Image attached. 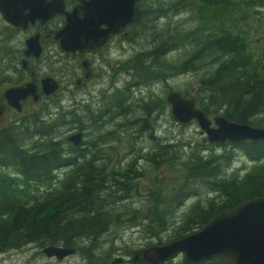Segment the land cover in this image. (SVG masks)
Segmentation results:
<instances>
[{
  "label": "trees",
  "instance_id": "trees-1",
  "mask_svg": "<svg viewBox=\"0 0 264 264\" xmlns=\"http://www.w3.org/2000/svg\"><path fill=\"white\" fill-rule=\"evenodd\" d=\"M64 2L68 10L75 5L74 0ZM177 2L182 7L173 9L168 5L172 12L165 19L169 8L164 7L162 0L137 1L134 22L127 29L129 38L119 37L118 41L132 44L138 39L143 44L140 50L136 48L130 68L126 65L115 72L131 76L130 83H125L122 89H114L116 92L108 95L105 102L99 104L91 99L89 104L82 105L69 96L72 105L63 109L56 96L58 89L48 97L42 96L40 102L43 103L33 105L28 113L11 114L7 128L0 132L1 254L16 253L31 245L41 248L60 246L78 251L81 259H99L94 248L118 219L115 210L119 208L112 204L125 199L122 195H114L138 191L137 182L143 178V172L133 167L119 171L122 157L117 159L116 148L104 146L113 142L120 144V137L126 135L129 126L136 132V138L147 137L160 147L154 127L148 122L151 115L157 117L159 103H154L151 94L135 99L131 90L150 80L164 79L167 76L162 73L164 71H174L170 74L172 77L190 78L191 89L181 94L193 99L196 107L209 119L221 115L236 124L264 129V46L253 41L251 36V33L257 35L262 28L259 23L264 15V0ZM184 4L186 8H183ZM189 11L195 26L191 40L185 43L184 60L175 61L174 66L164 57L177 52L183 41L180 31L177 38L170 35L169 29L176 26L170 22V16H185L186 19ZM249 19L251 22L257 20L255 29L249 25ZM160 21L170 22H166L161 32L156 30ZM37 25L28 31L37 32ZM6 29L9 35L3 41L5 44L10 35L20 33L8 26ZM54 30L48 26L42 29L44 35L51 36L56 32ZM144 41L149 44L147 47ZM53 43L49 38L43 45ZM151 43L156 44L151 46ZM0 50L6 55L2 61L8 62L6 69L0 68V86L30 78L27 71L25 76L19 72L22 60L20 64L17 60L24 56L23 53L16 51V55L11 50L13 54H10L7 46H1ZM65 56L70 58L71 64L60 70L77 71L78 60ZM31 67L33 70V65ZM33 75L35 79L34 70ZM46 102L54 104L55 113L50 112ZM135 112L138 115L133 118ZM103 125H108L107 131L100 135ZM70 131L83 134L79 146L75 147L63 136L64 132ZM90 133H98L94 142L87 139ZM134 140L131 139L132 144ZM203 142L205 144L197 146L184 164L183 180L173 196L167 198L170 203L144 216L150 225L159 224L174 233L171 241L199 231L221 212H230L246 201L264 197L263 141L217 145L218 152H214V146L207 138ZM144 150V147L138 149L139 159L145 158ZM160 152L152 154L156 157V161L152 159L153 163L157 164L160 154L166 156L165 152ZM238 152L254 163L246 172L243 168L231 170ZM240 173L243 175L239 178L236 175ZM204 195L206 200L202 203L200 200ZM195 198L199 200L186 208L185 204ZM181 208L183 213L177 217ZM204 264L228 263L215 257Z\"/></svg>",
  "mask_w": 264,
  "mask_h": 264
},
{
  "label": "rangeland",
  "instance_id": "rangeland-1",
  "mask_svg": "<svg viewBox=\"0 0 264 264\" xmlns=\"http://www.w3.org/2000/svg\"><path fill=\"white\" fill-rule=\"evenodd\" d=\"M177 1L178 0H162L164 7L167 9L169 8L168 5L173 6V9L181 8L182 6L180 5V2ZM183 8H186V4L183 5ZM171 12L172 10L169 8V14L165 19L171 15ZM263 17L264 15L261 16L262 23L260 22L259 25H262V28L259 30L258 34H255L254 36L251 33L253 41H258L261 46H264ZM191 18L192 14L190 11L187 12L186 19L185 16H175L172 18L170 16V22L175 23L176 25L169 29L170 35L177 38V33L180 31L182 34L180 40L183 41V45L177 52H171L164 57L165 61L174 66L175 61L184 60L185 43L188 39L189 41L191 40V31L195 26V21L192 22ZM159 19L160 18H157V20ZM166 22L170 23L169 21H160L159 25H156V30L161 32V30L165 28ZM248 23L253 29H255L257 20L254 19L251 22L249 19ZM181 24H184V26ZM47 26L50 29L55 28L54 31H57L63 26V18L56 17L45 27ZM6 27V24L2 21L0 16V47L4 46L5 48L7 46L10 49V54L15 52L17 55L16 51H20L22 55L25 46L24 41L29 38L34 31L20 32L16 35H10L8 42L5 44L3 41L6 35H9ZM137 42L132 44L121 43L118 41L117 37L111 40V42L107 44V47L94 57L95 59H98L96 62L100 65L97 75L87 80L86 84H84L79 91H75L77 72L60 70L63 66L71 64V60L58 49V45L55 41L53 44L43 45V56L41 60L36 63L31 62V66L33 65L37 82L43 77H50L57 80L60 84V91H57L56 96L60 99V105L64 107L63 109H67L72 105L69 96H73V99L81 102L82 105L89 104L91 99L101 104L103 101L105 102L107 100L108 95L111 96L116 92L114 89H122L125 83H130L131 76L125 74V72H121V74L115 72H119V68L125 67L126 65L127 68H130L131 59L136 48L140 50V47L143 44L140 43L141 41L138 39ZM155 44L156 43H151L150 45L155 46ZM148 45L149 44L145 42V47ZM188 49L189 46H187V52ZM5 57L6 55L0 50L1 69L7 68L8 62L2 61ZM22 59L23 57H18L17 63L20 64ZM18 67L19 72L25 76L24 68L20 65ZM162 73H164V75L167 74V76H164V79L150 80L146 84L138 85L140 87L131 90V95L135 99H141L147 96V94H151V99H153L154 103H159L158 106H156L157 117L154 114L151 115L148 122H151L154 127L153 131L155 132V136L159 138L158 141L160 147L157 148L155 142H151L147 137L136 138L134 135L136 132L133 127L129 126L127 127L126 135L120 137V144L113 142L104 146L106 148H116V152L118 153L117 159L122 157V161H119L121 162L120 167L118 168L119 171H124L133 167V169H138L143 172V178L141 177L137 182L138 191H122L117 192L116 195H114V197L122 195L125 199L115 201L112 204L116 209L119 208L118 210H115L118 219L113 222L94 248L95 255L98 256L99 259L97 261L86 260L77 256L75 258L71 257L65 258V260H57L56 258L46 257L43 254L44 248L37 245H31L16 253H0V264H115L117 259L122 258L123 260H131L134 257V253L138 251H144L152 247H162L172 242L170 238L174 233L165 230L159 224L150 225V221L144 220V216L150 215V213L157 207L160 208L170 203V201H167V198L173 196L175 190L178 189L179 184L183 180L182 173L185 172L184 164L188 161L190 155L195 152L197 146L205 144L203 141L206 139V135L194 122L187 125L179 124L172 117L169 108L170 106L168 107V103L166 102V96L169 92L176 91L183 93L186 90H190L192 87L190 84V78L188 76H170L174 71H164ZM10 75L11 78L14 77L12 73H10ZM10 75L8 74L9 77ZM72 77L73 80H71ZM70 90H72V93ZM41 103H43V101H41L40 104ZM46 103L49 106L50 112L55 113L56 110L54 104H52V102ZM133 114L134 117H132L135 118L138 115V112ZM107 127L108 125L102 126L100 135L107 131ZM75 132L76 131L64 132L63 136L69 137L70 135L75 134ZM97 135L98 133L91 134L87 139L94 142ZM131 139H135L133 142L134 144L131 143ZM168 146L173 147L168 148ZM213 146L214 152H218V146ZM143 147L145 148V158L139 159L138 149ZM208 147L210 148L211 146ZM226 148H229V146H226ZM155 151L166 153V156H161L160 154V156L157 157V159H159L157 164L156 162H152V159L156 161V157H153L152 155ZM235 157L237 159L232 163L231 170L243 168V171L246 172L254 165L253 162L247 161L239 152L235 154ZM158 165L160 166L157 167ZM228 174L230 175V173ZM242 175L243 173H240L236 176L240 178ZM198 200V198L190 200L185 204V207L189 208L190 205ZM205 200V195L201 196L200 201L204 203ZM180 211L181 212H177V217L182 215V208ZM188 235L191 234H187L186 236ZM174 257L175 258L172 261L168 262L169 264H183V255L177 254Z\"/></svg>",
  "mask_w": 264,
  "mask_h": 264
},
{
  "label": "water",
  "instance_id": "water-1",
  "mask_svg": "<svg viewBox=\"0 0 264 264\" xmlns=\"http://www.w3.org/2000/svg\"><path fill=\"white\" fill-rule=\"evenodd\" d=\"M71 11L64 0H0L2 21L13 29L26 32L35 24L41 30L56 17L64 18V25L53 35L60 51L67 54L94 52L106 45L110 37L122 34L128 39L126 29L134 22L135 5L138 0H74ZM49 36L41 33L24 41L21 61L25 68L26 58L38 61L43 53L42 40ZM85 78L90 76L89 61L81 60ZM19 83H3L0 86V132L7 126L9 111L17 116L28 113L42 96L48 97L59 89L56 80L46 77L39 88L34 76ZM40 90V91H39ZM172 117L180 124L196 122L210 144H239L245 141H263L264 129L236 124L219 115L209 119L196 107L193 99L180 92L171 91L166 96ZM23 114V115H24ZM82 133H75L67 141L75 147L82 140ZM75 253L74 249L45 247L48 258L63 260ZM184 256L183 264H203L221 257L228 264H264V197L246 201L230 212L213 216L199 231L172 241L162 247L134 253L137 262L142 256L146 264H163L175 255ZM117 259L116 263H121Z\"/></svg>",
  "mask_w": 264,
  "mask_h": 264
},
{
  "label": "flooded vegetation",
  "instance_id": "flooded-vegetation-1",
  "mask_svg": "<svg viewBox=\"0 0 264 264\" xmlns=\"http://www.w3.org/2000/svg\"><path fill=\"white\" fill-rule=\"evenodd\" d=\"M59 18V17H58ZM63 18V17H62ZM63 25H64V18H63ZM38 26V25H37ZM17 30V29H16ZM20 31V30H18ZM28 31V30H27ZM21 32V31H20ZM44 32V31H43ZM117 38L119 37H122L120 35H117L115 36ZM113 38V37H112ZM111 38L108 40L107 44L110 42ZM107 44L102 47V48H99L97 49L96 51L94 52H87L85 53L83 56H81L79 53H75V54H67V53H64L65 55H68V56H72L74 57V59L78 60V63H79V66L77 68V74H76V79H75V90L76 91H79V89L84 85L86 84L87 80H89L91 77L97 75V72L99 71L100 69V65L97 64L96 61H98V59H95L94 57L97 56L98 54H100L106 47H107ZM42 48H43V43H42ZM59 49V48H58ZM82 59H87L89 61V68H90V76L88 78H85V70L84 68L81 66V60ZM70 92H72V90H70ZM10 119H11V116H10ZM9 119V120H10ZM83 137V136H82ZM60 247V246H59ZM79 256V252L75 250V253L73 255H71L70 257H66V258H71V257H77ZM122 259V258H121ZM65 260V258H64ZM121 264H146V262L143 260L142 256H140L139 260L137 262H134L133 260H123L121 262Z\"/></svg>",
  "mask_w": 264,
  "mask_h": 264
},
{
  "label": "bare ground",
  "instance_id": "bare-ground-1",
  "mask_svg": "<svg viewBox=\"0 0 264 264\" xmlns=\"http://www.w3.org/2000/svg\"><path fill=\"white\" fill-rule=\"evenodd\" d=\"M39 33H41L43 36H49L47 39H45V40H42V42L41 43H44V42H46L49 38H52V36L50 35V34H45L44 35V33H43V31L41 30V28H38V31L37 32H35V33H33L32 35H30V36H34V35H37V34H39ZM53 39V38H52ZM23 59H25V57L23 56ZM22 59V60H23ZM30 61H34V62H37V61H35V60H33V59H30V58H26V63H25V68H24V70L25 71H27L28 73H30L31 74V76H30V78L32 77V75H33V70H32V67H31V64L29 63ZM21 67H23L22 65H21ZM34 76V75H33ZM30 78H27V79H29V80H31ZM44 78V77H43ZM43 78H41V79H43ZM40 79V80H41ZM36 80V79H35ZM40 80L38 81V83H36V85H37V87H39L40 85H39V82H40ZM19 83V82H18ZM142 103V102H141ZM105 105V104H104ZM11 114H14L13 112H11V111H9V115H8V118H7V124L9 123V119H10V116H11ZM24 114V113H23ZM22 114V115H23ZM15 115V114H14ZM7 128V127H6ZM2 132V131H1Z\"/></svg>",
  "mask_w": 264,
  "mask_h": 264
}]
</instances>
